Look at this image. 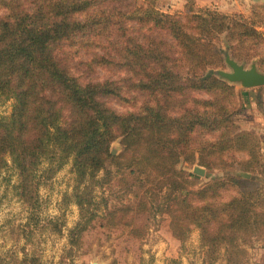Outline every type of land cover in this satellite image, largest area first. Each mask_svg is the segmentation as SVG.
I'll list each match as a JSON object with an SVG mask.
<instances>
[{
	"label": "trees",
	"instance_id": "16d2710c",
	"mask_svg": "<svg viewBox=\"0 0 264 264\" xmlns=\"http://www.w3.org/2000/svg\"><path fill=\"white\" fill-rule=\"evenodd\" d=\"M157 2L0 0V103L12 102L0 116V175L13 169L17 196L35 209L43 180L71 163L73 246L97 220L143 239L168 216L174 239L199 230L208 253L247 264L248 246L264 240V186L238 168L258 172L259 138L237 125L234 87L214 69L228 55L263 64L264 34L241 16L170 15ZM234 154L248 160L229 163ZM183 163L221 174L195 189ZM48 223L61 232L60 219Z\"/></svg>",
	"mask_w": 264,
	"mask_h": 264
},
{
	"label": "rangeland",
	"instance_id": "374dc122",
	"mask_svg": "<svg viewBox=\"0 0 264 264\" xmlns=\"http://www.w3.org/2000/svg\"><path fill=\"white\" fill-rule=\"evenodd\" d=\"M158 8L170 15L187 16L191 11H210L214 13L241 16L255 23L258 32L264 34V0H158ZM224 50L227 47H223ZM245 54L249 45L238 46ZM217 66L216 78L220 72L233 73L226 64ZM238 62V61H237ZM246 70L257 65L258 72L264 75V63L259 58L253 62H238ZM105 73H103L104 75ZM224 80V79H222ZM228 84L234 87L230 96V106L237 112L236 123L242 131L253 133L259 138L258 172L239 174L246 179H255L264 186V86L245 88L241 83ZM110 106L119 112L128 110L111 100ZM12 112V102L0 103V116L8 117ZM119 155L121 146L117 142L112 153ZM234 158V159H233ZM229 163L242 162L248 157L234 154ZM226 160V159H225ZM181 170L198 175L193 180L197 189L220 176V171L207 172L202 167L183 163ZM229 174H236L237 169ZM106 177V172H101ZM19 177L13 169L0 175V257L12 264L22 261L25 256H38L40 264H227L226 251L216 255L208 253L202 246L199 230H194L184 241L173 238L169 229V217L160 216L149 221L150 229L143 239L130 236V229L104 228L103 221L93 222L92 227L83 234L78 245L73 246L70 233L81 221L79 208L75 204L64 205V198L73 193L76 185L71 163L65 166L51 180H43L39 190V204L35 209L28 208L17 196L15 186ZM264 206V205H263ZM60 219L63 223L58 232L49 220ZM258 246L264 247V240H254L248 246L247 264L254 262V252ZM264 249V248H263ZM162 259L158 261V258ZM251 259V261H250Z\"/></svg>",
	"mask_w": 264,
	"mask_h": 264
},
{
	"label": "water",
	"instance_id": "95a60500",
	"mask_svg": "<svg viewBox=\"0 0 264 264\" xmlns=\"http://www.w3.org/2000/svg\"><path fill=\"white\" fill-rule=\"evenodd\" d=\"M226 64L232 68L233 73L221 71L220 77L231 83H241L245 88H256L264 86V75L258 72L257 65H253L250 70L233 60L229 55L226 57ZM113 155L114 152L112 153Z\"/></svg>",
	"mask_w": 264,
	"mask_h": 264
},
{
	"label": "crops",
	"instance_id": "0c3cea01",
	"mask_svg": "<svg viewBox=\"0 0 264 264\" xmlns=\"http://www.w3.org/2000/svg\"><path fill=\"white\" fill-rule=\"evenodd\" d=\"M254 254V262H252V264H264V249L258 246L257 251H255ZM161 259L162 258L159 257L158 261H160Z\"/></svg>",
	"mask_w": 264,
	"mask_h": 264
}]
</instances>
